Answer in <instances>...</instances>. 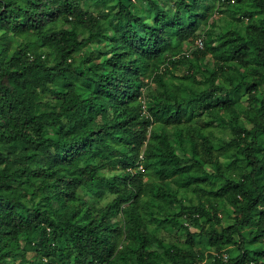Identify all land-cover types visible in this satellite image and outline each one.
<instances>
[{"label": "trees", "instance_id": "16d2710c", "mask_svg": "<svg viewBox=\"0 0 264 264\" xmlns=\"http://www.w3.org/2000/svg\"><path fill=\"white\" fill-rule=\"evenodd\" d=\"M86 1L0 0V264H206L203 235L214 264H264V0ZM218 1L248 21L214 40ZM100 37V60L77 61ZM198 37L213 66L167 78L190 59L175 40ZM151 172L199 192L152 187L151 220L183 244L145 220Z\"/></svg>", "mask_w": 264, "mask_h": 264}, {"label": "rangeland", "instance_id": "374dc122", "mask_svg": "<svg viewBox=\"0 0 264 264\" xmlns=\"http://www.w3.org/2000/svg\"><path fill=\"white\" fill-rule=\"evenodd\" d=\"M141 2H143L142 0H140ZM211 1V0H210ZM170 0H167V3H169ZM160 4L163 3V0L159 1ZM117 0H107V3L104 4L102 1L100 0H87L85 2V6L86 8L90 11L93 12L95 14H101V13H106V12H110L113 13L114 11H116L118 9V5H117ZM137 4L138 5H142L140 4L139 0H137ZM164 4V3H163ZM218 4H221V6L223 5V3L218 1ZM235 4V3H234ZM144 6H146L145 4H143ZM231 8V9H230ZM228 8L227 6L224 7L222 6V10L218 13H216L215 15V21H216V25L214 26V32L212 34V37L215 38L214 40H216V38H218L220 36V34L225 31H227L228 29L232 28V27H236V26H240L242 24H245L248 21V18H245V21H240L235 18L239 17L240 15V11L236 10L234 6ZM201 23V29H203L205 27L204 22H200ZM201 37V36H200ZM196 38V39H190L187 41H184L183 43H180L177 39L175 40L174 44L175 45H180L184 50V52H186L190 59L185 61L184 63L180 64L177 67H173L170 68L172 72H167V78H171L172 75H177V76H182L183 74L187 73V71L189 69H193L194 72L196 73V75L199 78H203L204 74V68L206 66L212 67L213 66V61L212 60H207V59H202L197 61L193 55V51L196 50L198 47L197 45V40L200 38ZM30 37H26L25 41H29ZM107 47H109V44L106 42H103V38H98L95 41H92L90 43H87L85 45V47L82 49V51L80 53L77 54V61H81L84 58H87L88 56H91V58L89 59V63L93 64L96 63L100 60V56H99V50H105ZM209 63V64H208ZM219 115H223L225 116L226 120H222V119H218V121L216 122V125L214 127V131L216 134V137L218 139H222V138H229L231 137L232 133H231V129L229 126V123L227 121L228 116L219 113ZM200 120V119H205V120H209L210 119V114L209 113H204L202 115H198V117L196 118V120ZM171 133L173 132V127H169ZM173 134V133H172ZM178 149L180 150V147L178 145ZM133 170H141L140 167L138 168H133L131 167ZM118 171V170H116ZM116 171H110L108 172V174H113ZM143 172H146L145 169L143 170ZM145 178L147 180H150V192L148 195L145 196V199H147V202H142V207H141V211L143 212V215L145 216V220L147 221L149 227L151 230L156 231L158 234L162 235V236H166L168 238L167 241H171V240H177V242H180L181 244H183L186 240V232L185 231H177V229H173L170 228L169 230H165L163 226H159L157 224V222H154L151 220V216H150V212L155 213L157 216H162L165 214L166 210H165V206H164V202L161 198H157L152 190V187L155 183L157 184H161L164 183L163 185L166 186L167 188L170 189V191L172 192L173 190H177V189H181L180 193L178 195L179 198H182L187 204H197L199 203V192H195L191 189H185V188H181V184L175 180V179H169L165 182H163L157 175L156 173H147L145 175ZM111 198V195H107L104 199L103 202H107L109 201ZM171 205L174 206V208H179L178 204L175 202V200H171ZM233 210L231 205H224L223 206V211L221 213V216H223L224 219V223L227 224L229 222L232 221V218L230 217L229 213ZM193 230H195V228H193ZM27 236L24 235L22 238V243L24 244L26 241ZM199 241H200V245H201V251L204 253V261L206 264H214V261L212 259L209 258L208 256V242L209 239L206 236H200L199 237ZM206 248V249H205ZM35 254L34 251H30V256L33 257V255ZM67 264H70L69 262Z\"/></svg>", "mask_w": 264, "mask_h": 264}, {"label": "built area", "instance_id": "2783aa9c", "mask_svg": "<svg viewBox=\"0 0 264 264\" xmlns=\"http://www.w3.org/2000/svg\"><path fill=\"white\" fill-rule=\"evenodd\" d=\"M197 45H198V47H203L204 46V40H203V38H199L197 40ZM139 167H140L141 170H144L145 169L144 166H143V164L138 165V168ZM129 169L132 170V171H135L132 168H129Z\"/></svg>", "mask_w": 264, "mask_h": 264}]
</instances>
